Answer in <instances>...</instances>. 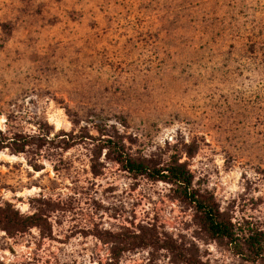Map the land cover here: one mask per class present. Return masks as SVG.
I'll use <instances>...</instances> for the list:
<instances>
[{
	"label": "rangeland",
	"instance_id": "obj_1",
	"mask_svg": "<svg viewBox=\"0 0 264 264\" xmlns=\"http://www.w3.org/2000/svg\"><path fill=\"white\" fill-rule=\"evenodd\" d=\"M7 121L36 136L0 151V202L39 217L0 229V264H264L107 148L183 164L226 218L264 230V0H0Z\"/></svg>",
	"mask_w": 264,
	"mask_h": 264
},
{
	"label": "trees",
	"instance_id": "obj_2",
	"mask_svg": "<svg viewBox=\"0 0 264 264\" xmlns=\"http://www.w3.org/2000/svg\"><path fill=\"white\" fill-rule=\"evenodd\" d=\"M8 122L7 130L0 129V151L8 149L12 154L26 153V148L34 145L30 141L36 135L15 131V126H9ZM59 136L56 135L54 138L57 139ZM107 142L108 150L113 152L112 160L124 171L133 175H144L152 181H164L177 186L181 200L196 212L204 230L213 239L227 241L234 255L250 262L264 259V230L249 223L238 225L226 218L211 196L194 189L191 173L183 164L175 161L167 167L152 169L134 160L127 154L124 147L118 146L110 139ZM37 148H40L39 145ZM34 168L38 170L36 165ZM46 205L51 206V203L47 202ZM38 212L32 215L23 214L13 204L0 202V229L10 236L25 234L31 228L38 226ZM103 234L107 236V232ZM96 236L103 241L106 240L103 236ZM134 238L138 236L134 234Z\"/></svg>",
	"mask_w": 264,
	"mask_h": 264
}]
</instances>
